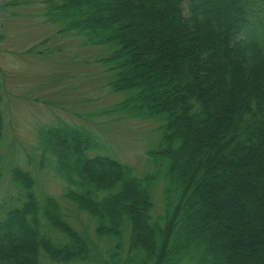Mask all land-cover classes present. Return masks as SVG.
<instances>
[{
  "label": "trees",
  "instance_id": "1",
  "mask_svg": "<svg viewBox=\"0 0 264 264\" xmlns=\"http://www.w3.org/2000/svg\"><path fill=\"white\" fill-rule=\"evenodd\" d=\"M123 1L128 0L41 3L45 21L56 31L96 47L109 93L123 94L103 114L158 124L155 149L146 155L153 170L138 177L108 154L90 156L104 148L85 128L64 122L40 129V148L64 181L63 198L95 223L93 240L72 226L58 199L47 195L39 202L34 179L15 166L10 180L19 193L0 205V264L91 262L100 257V240L108 245L110 264H181L186 259L248 264L221 246L227 234L203 232L205 221L195 201L213 188L224 192L242 186L250 191L246 197L255 201L252 205L264 203V0H141L176 29L177 37L168 41L169 57L136 39L119 7ZM31 2H1L0 9ZM164 29H158L160 36ZM2 129L0 109V134ZM246 166L253 172L239 178ZM1 174L0 169V179ZM159 180L163 213L153 218L151 191ZM11 202L17 206L9 207ZM230 225L221 215L217 230L231 234ZM251 235V241L244 237L240 244H252L255 232ZM261 236L256 251L264 250Z\"/></svg>",
  "mask_w": 264,
  "mask_h": 264
},
{
  "label": "rangeland",
  "instance_id": "2",
  "mask_svg": "<svg viewBox=\"0 0 264 264\" xmlns=\"http://www.w3.org/2000/svg\"><path fill=\"white\" fill-rule=\"evenodd\" d=\"M10 1L0 0V4ZM33 1L36 2L31 5L0 9V109L3 117L0 134V205L19 193L20 188L10 180L11 168L19 166L34 179L33 191L37 200L40 202L41 197L47 195L58 199L72 226L93 240L95 223L63 198L64 181L56 171L52 157L44 154L40 148L38 131L64 122L69 126L85 128L99 137L97 139L104 148L90 152V156L108 154L130 166L136 176L143 177L153 170L146 155L147 151L155 149L158 124L103 114L111 105L121 101L123 94L109 93L103 74L104 66L95 59L96 47L83 38L61 35L56 31V25L45 23L43 0ZM129 4H133V7ZM154 6L161 7L159 3ZM119 7L125 9L123 17L129 29L137 33L138 41L145 47L160 50V55L171 56L168 41L176 38L177 32L169 19L152 10V4L147 5L141 0L123 1ZM152 22L153 30L149 33L148 24ZM161 25L165 26L162 36L158 31ZM43 40L47 42L39 46ZM158 41H164V44L159 47ZM36 45L39 46L37 49L28 52ZM191 156H183L180 161H186ZM260 167H263L262 164ZM244 170L239 178L253 172V168L248 166ZM162 188L163 182L159 180L151 191L153 218L163 213ZM210 191L200 194L195 201V210L201 212L205 221L203 232L213 231L218 237L227 234L221 246L236 259H247L248 264L264 263V250H255L262 240L261 235H264V203L252 205L255 201L246 197L250 191L242 186H232L224 192L214 188ZM241 195L246 198L238 199ZM11 206H17V203L11 202ZM221 215L230 220V226L235 230L231 234L217 230ZM254 232L252 244H240V239L244 237L251 241ZM97 244L100 257L91 262L70 264H110L105 260L108 245L102 240ZM123 245L126 253V233ZM181 264H196V261L186 259Z\"/></svg>",
  "mask_w": 264,
  "mask_h": 264
},
{
  "label": "bare ground",
  "instance_id": "3",
  "mask_svg": "<svg viewBox=\"0 0 264 264\" xmlns=\"http://www.w3.org/2000/svg\"><path fill=\"white\" fill-rule=\"evenodd\" d=\"M98 150H102V148H99ZM94 230H95V225H94V227H93V232H94Z\"/></svg>",
  "mask_w": 264,
  "mask_h": 264
}]
</instances>
